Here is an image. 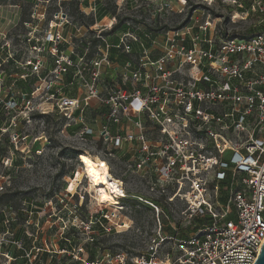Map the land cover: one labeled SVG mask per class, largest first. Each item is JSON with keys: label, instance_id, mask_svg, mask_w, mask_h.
Returning <instances> with one entry per match:
<instances>
[{"label": "built area", "instance_id": "2783aa9c", "mask_svg": "<svg viewBox=\"0 0 264 264\" xmlns=\"http://www.w3.org/2000/svg\"><path fill=\"white\" fill-rule=\"evenodd\" d=\"M79 1L88 22L60 10L47 18L36 1L0 33V140L15 143L11 127L52 116L73 129L63 136L108 157L127 146L125 174L157 194L136 197L153 211V231L142 251L100 250L99 234L129 229L122 208L85 213L73 204L59 248L31 247L24 264H254L264 243V28L221 38L201 14L176 30L145 29L139 0H119L116 12ZM158 1L146 6L166 12L168 0ZM244 1L225 3L264 24V0L247 9ZM112 50L125 57L120 66ZM126 196L123 188L118 202ZM80 233L86 241L72 247ZM33 250L49 260L31 259Z\"/></svg>", "mask_w": 264, "mask_h": 264}, {"label": "rangeland", "instance_id": "374dc122", "mask_svg": "<svg viewBox=\"0 0 264 264\" xmlns=\"http://www.w3.org/2000/svg\"><path fill=\"white\" fill-rule=\"evenodd\" d=\"M36 1L47 8V18L60 10L73 19L83 22L89 20L81 18L79 0H0V16L4 18V26L10 28L14 23L20 25ZM118 1L100 0L99 3L102 8L116 12ZM180 1L168 0V10L159 14L150 11L146 4L157 9L160 8V1L139 0L137 5H141V9L136 15L146 24H150L151 20L154 22L152 25L143 23L145 29H154L157 25L170 30L187 25L192 18L200 19L201 14L211 15L214 27L212 34L221 38H248L261 26L257 23L258 16L253 13H249L245 20L241 19V14L234 19L235 9L225 3L226 0H184L183 5ZM250 2L244 1L245 9ZM86 4L83 3V6ZM115 62H121V57L118 56ZM2 114L0 112V116ZM72 131H65L63 122L55 117L46 116L34 119L30 124L21 122L17 127H11L8 132L20 134L15 143L10 142L7 134L1 137L0 210L5 215L4 224L8 229L5 227L2 231L0 227V264H24L21 258L13 259L22 256L31 247L57 250L62 243L64 230L71 222L68 213L73 211V204L80 205L85 213L112 210V207L117 208L118 205L122 208L119 214L124 217L129 229L118 230L110 235L99 234L96 242L100 250L136 253L145 248L153 231V211L136 197L155 198L157 194L150 191L136 176L125 174L123 163L128 158L127 146L120 150L116 148L113 156L108 157L100 153V146L96 144L82 145L63 136L66 132L72 136ZM80 154L96 156L105 161L109 174L117 181L122 180L125 194L129 196L119 202L115 200L122 195L123 185L120 181L121 190L117 194H110L107 187L98 186L84 172L78 160ZM65 195L69 201L61 206L59 199ZM172 210L175 221L180 223L179 206ZM180 224L183 226L182 222ZM73 235L72 247L86 241L83 233ZM33 256L42 262L49 260L48 254L37 253L35 250L32 251L31 259Z\"/></svg>", "mask_w": 264, "mask_h": 264}, {"label": "bare ground", "instance_id": "6f19581e", "mask_svg": "<svg viewBox=\"0 0 264 264\" xmlns=\"http://www.w3.org/2000/svg\"><path fill=\"white\" fill-rule=\"evenodd\" d=\"M239 14L237 13H233V18H238ZM241 19H243V17L241 16ZM85 153V152H82ZM78 160L81 164V166L84 169V172L88 175L89 178L94 179L96 184L98 186H105L108 188V191L110 192V194H117L120 192L121 190V184L123 185L122 181L121 184L119 181H117L116 179H114L108 172V167L105 161H103L102 159L94 156V157H87L83 154H80L78 157ZM124 188V185H123ZM120 196V195H119ZM119 196H117V198H115V200H118ZM123 196V191H122V195L120 197Z\"/></svg>", "mask_w": 264, "mask_h": 264}, {"label": "crops", "instance_id": "0c3cea01", "mask_svg": "<svg viewBox=\"0 0 264 264\" xmlns=\"http://www.w3.org/2000/svg\"><path fill=\"white\" fill-rule=\"evenodd\" d=\"M3 21H4V18L2 16H0V33H4L3 31H5V29H7V26H4ZM263 28H264V24H261L259 30H261ZM111 41H115L114 38H112ZM118 56L121 57V62H117L116 64H117V66H120L122 64V62L125 60V57L123 55H121V54H118V52H116V50H112L111 51V57L112 58H114V59L116 58L117 59ZM9 83H10V81L7 80L6 81V85H8ZM14 89H16V90L19 89V90L26 91L28 89V87L26 86V84H24L22 82H17L15 84V88ZM0 112H1V109H0ZM2 116H3V114H2ZM2 116H0V127L5 124V119Z\"/></svg>", "mask_w": 264, "mask_h": 264}, {"label": "trees", "instance_id": "16d2710c", "mask_svg": "<svg viewBox=\"0 0 264 264\" xmlns=\"http://www.w3.org/2000/svg\"><path fill=\"white\" fill-rule=\"evenodd\" d=\"M179 27H181V26H178L177 28H179ZM262 30V29H261ZM258 31H260V30H258ZM254 34V33H253ZM252 34V35H253ZM6 205H4V207H5ZM4 221H5V215H4V213H3V211L2 210H0V227H1V229H2V231H3V229L6 227L5 226V224H4ZM10 222H12V221H10ZM9 222V223H10ZM6 229H8L7 227H6ZM18 238V237H17ZM63 243V242H62ZM11 253V252H10ZM24 254L22 255V256H15V258L16 259H19V258H21V259H23L24 261H25V259H24Z\"/></svg>", "mask_w": 264, "mask_h": 264}, {"label": "water", "instance_id": "95a60500", "mask_svg": "<svg viewBox=\"0 0 264 264\" xmlns=\"http://www.w3.org/2000/svg\"><path fill=\"white\" fill-rule=\"evenodd\" d=\"M254 264H264V243Z\"/></svg>", "mask_w": 264, "mask_h": 264}]
</instances>
